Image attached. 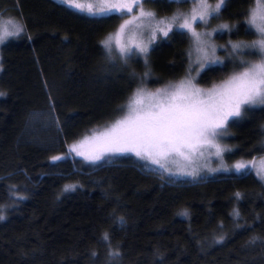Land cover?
Wrapping results in <instances>:
<instances>
[{
    "label": "trees",
    "instance_id": "16d2710c",
    "mask_svg": "<svg viewBox=\"0 0 264 264\" xmlns=\"http://www.w3.org/2000/svg\"><path fill=\"white\" fill-rule=\"evenodd\" d=\"M144 3L159 16L182 4ZM254 4L221 8L233 41L256 35L245 15ZM10 13L23 26L0 46V264H264V180L254 171L162 175L131 156L93 163L71 151L119 118L137 85L187 73L188 31L158 38L148 62H129L102 43L124 15L0 0V15ZM240 67L210 64L199 79L211 85ZM227 129L229 160L264 154V106Z\"/></svg>",
    "mask_w": 264,
    "mask_h": 264
},
{
    "label": "snow or ice",
    "instance_id": "6c2138e0",
    "mask_svg": "<svg viewBox=\"0 0 264 264\" xmlns=\"http://www.w3.org/2000/svg\"><path fill=\"white\" fill-rule=\"evenodd\" d=\"M64 2L70 7L85 10V5L79 3L78 0H64ZM140 3L141 0H122L121 3L101 7L98 11H115L123 16L131 13L133 7H139ZM225 3L226 0H219L215 7H211L207 0H199L197 9L193 10L191 22L188 18H184V22L177 25L178 28L191 32L197 42L196 50L202 54L198 57L200 68H204L205 64L217 63V60L214 58L215 48H211L209 52L206 47L207 42L201 39L202 35L209 34L195 32L193 23L197 20L207 22L208 17H218ZM86 10L90 14H95L91 4L87 5ZM152 15V13L141 11L139 17L125 20L115 36L109 35L102 43L109 51H112L114 41L116 50L121 55L134 54L132 45L122 43L121 37L129 25L140 27L136 21L141 17ZM245 15L248 17L246 24L259 39L250 44H232L233 52L230 55L238 53L243 48H248L261 56L260 63L250 64L245 71L233 75L207 92L195 88L190 80L182 81L175 86L173 91L164 89L158 90L155 94H145L143 89H138L129 102L128 115L117 120L109 130L95 138L101 144L100 153L86 158L98 160L104 152L132 151L137 156L147 157L157 164L160 163V159L167 158L173 152L188 159L181 148L192 147L193 141L211 143L208 137H215L217 130L224 128L229 117L240 116L244 106L264 105V0H255V6L251 7ZM219 29L230 30V26L223 24L219 26ZM159 30L167 36L171 27L169 26L167 31ZM15 34L5 33V35ZM3 39L4 37L0 36V42ZM135 47L141 53L147 52L146 46L137 44ZM240 63L242 66L249 65L248 61L241 60ZM146 100L147 103H145ZM213 146L216 147V155H221L222 150L219 146ZM73 150H76L75 147ZM77 154L83 155L81 152ZM52 159L55 161L61 157ZM243 167L242 164L236 165L238 171ZM73 188L75 185L65 186V190ZM3 218L0 216V219ZM103 239H108L107 234ZM112 255H118V253H112Z\"/></svg>",
    "mask_w": 264,
    "mask_h": 264
},
{
    "label": "rangeland",
    "instance_id": "374dc122",
    "mask_svg": "<svg viewBox=\"0 0 264 264\" xmlns=\"http://www.w3.org/2000/svg\"><path fill=\"white\" fill-rule=\"evenodd\" d=\"M64 2V0H61ZM170 1H181L182 4L180 6H176L173 10H170L171 12L168 15L159 16L152 12L150 9L146 8L144 0H141L139 7H133V11L129 14H125L122 22L116 27L115 31L112 33L113 37L118 32L120 26L125 22V20H131L133 17H139L141 11L145 13H152L153 15L151 17L144 16L141 17L139 20L136 21V24L140 25V27H136V25H129L127 29H125L122 37L121 42L125 44H131L133 48L134 54H126L121 55L117 50L115 51V42L113 41V47L114 50L112 52H115L117 55L121 57L122 60H129V62L135 61L137 57H139L144 63L148 62L151 55V46L152 43H154L158 38L166 37L163 35V32L159 29H164L165 31L168 30L169 26L171 27V30L173 29H180V30H186L187 29H181L178 28L177 25L184 22V18H188L191 22V17L193 15V10L197 9V5L199 3V0H170ZM79 3H82L85 5V10L81 11L79 9H76L78 11H81L83 13L87 12V5L91 4L93 5V10L96 15H107L111 13H118V12H99L98 9L101 7H107L112 4H118L121 3L122 0H78ZM219 2V0H207V3L211 7H215V5ZM68 5V4H67ZM69 6V5H68ZM255 6V4H254ZM253 6V7H254ZM223 7V6H222ZM169 11V12H170ZM221 12V11H220ZM120 14V13H118ZM176 18L175 20L173 18ZM248 19V17H247ZM222 21H224L223 16L221 13H219L218 17H208L207 22H201L197 20L193 23V30L197 33L201 34H209V35H202L201 39L205 40L207 49L211 50V48H215L214 58L217 60V63H225V62H236V61H248L249 65H244L240 67V69L236 70L234 73L229 75L228 77H225L224 79H220L216 81L215 83L211 85H207L200 81V73L202 69H204L206 66L210 64H205L204 68L199 67V61L198 57L202 54L197 52V42L195 41L194 37L192 36V33L188 31V33L192 36V45H191V64L190 69L182 75L180 78L171 80V78L164 79L161 83L155 85L156 87H151V85L143 86L135 88V90H132L131 96L129 97L128 101L126 102L124 108L122 109V115L117 118L115 121H113L111 124L110 122L107 124L109 125L107 128L104 129H97L95 131H92L88 134H85L78 140H75L71 144V151L73 155H76L78 157H82L87 161L99 163L101 161H104V159H113L115 157L121 158L124 156H131L137 161L142 162L145 164L148 168L153 169L157 172H160L162 175H178V176H185V175H198L200 172H208L210 174L213 173H236L240 174L248 170L254 171L261 179L264 180V154L252 157V158H237L233 160H229L227 158V141H229V132H228V125L230 122L234 119L242 118L244 113L248 109L252 108H258L262 107L264 105H251V106H244L242 109L241 115L238 117H229L227 123L225 124L224 128L217 130V135L215 137L209 136L208 140L211 141V143H197L195 141L192 142V147H183L181 148V151L184 152L185 156L188 157V159H185L183 156H180L176 153H171L167 158L160 159V163H154L152 159H149L147 157H141L137 156L135 152L128 151V152H104L101 155V158L98 160H92L88 159L86 157L96 155L100 153L101 144L98 140L95 138L100 136L101 133L106 132L109 130L113 124L117 120L123 119L126 115H128V105L133 97L134 93L138 89H143L145 94H155L158 90H164L167 89L168 91H173L175 86L179 85L182 81L190 80L192 85L195 88L201 89L202 92H207L208 90H211L214 86H219L223 82L230 79L233 75L238 74L240 72L245 71V68L247 66H250V64L254 63H260L261 62V56L258 54H255L254 50L243 48L238 53H233L230 55V53L233 52L231 45L232 44H250L252 41L259 39L257 35L252 36V40H248L245 43L241 42L242 40L237 39L236 42L233 41L234 39L229 36L230 33H232V30L224 29L220 30L219 26L223 25ZM22 24L20 22V19H18V16H15V14H6V15H0V36H3L4 39L1 44L7 40L10 35H5V33H17L18 30L22 28ZM158 26V27H157ZM231 28V27H230ZM233 28V27H232ZM215 30V31H214ZM230 31V32H229ZM170 32V31H169ZM168 32V34H169ZM157 42V41H156ZM141 44L143 46L147 47L146 53L139 52L135 45ZM237 57L235 61H232L231 57ZM114 57V56H111ZM199 73V75L197 74ZM203 98V97H202ZM148 101L146 100L145 103ZM125 110V111H124ZM213 145L219 146V148L222 150L221 155H216V147ZM75 147L76 150H73ZM77 152L83 153V155H78ZM237 164H242L244 167L240 169L239 171L236 169ZM163 165V167H162Z\"/></svg>",
    "mask_w": 264,
    "mask_h": 264
}]
</instances>
